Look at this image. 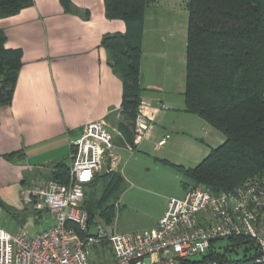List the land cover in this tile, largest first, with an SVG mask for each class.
Returning a JSON list of instances; mask_svg holds the SVG:
<instances>
[{
    "label": "trees",
    "instance_id": "obj_1",
    "mask_svg": "<svg viewBox=\"0 0 264 264\" xmlns=\"http://www.w3.org/2000/svg\"><path fill=\"white\" fill-rule=\"evenodd\" d=\"M67 13L76 12L71 0H60ZM156 0H105L106 16L126 22L124 33H107L101 46L108 53L114 72L123 81L121 105L124 121L120 129L129 145H135L134 125L145 89L141 83L143 39L148 8ZM34 0H0V19L33 6ZM189 12L185 110L198 115L221 131L226 139L196 166L169 160L191 186L204 184L214 193L230 191L264 171V0H188ZM7 35L0 27V107L10 106L18 82L22 51L6 47ZM24 151L6 154L10 161L23 158ZM70 163L59 161L49 180L69 182ZM105 180L98 196L97 187ZM125 185L119 172L97 175L86 191L83 207L90 225L116 218V202ZM0 206L21 225L43 211L34 204L18 210L0 198ZM49 212L48 210H46ZM39 219V218H38ZM100 220V221H99ZM221 241H228L226 246ZM217 242L205 255L181 259L179 264H264L260 252L246 237ZM107 244L103 243V249ZM95 263L105 258L95 249ZM104 251V250H103ZM242 251V254H241ZM235 253L237 256H232Z\"/></svg>",
    "mask_w": 264,
    "mask_h": 264
},
{
    "label": "crops",
    "instance_id": "obj_2",
    "mask_svg": "<svg viewBox=\"0 0 264 264\" xmlns=\"http://www.w3.org/2000/svg\"><path fill=\"white\" fill-rule=\"evenodd\" d=\"M71 1L76 8L74 13H67L60 0H34L33 6L0 19V27L7 35L6 47L22 51L23 65L13 102L10 106L0 107V198L20 211L31 206L24 201L28 188L40 179L49 180L57 162L70 163L72 143L80 137L87 122L107 124L120 159L116 168L110 170L109 161L98 175L118 172L123 151L139 149L147 143L155 144L156 150L164 149L172 138L169 130L182 127L180 117L169 120L161 116L163 109H160L149 135L140 143L134 140L135 145H129L120 129L125 117L121 109L123 81L114 72L108 53L101 46L105 34L126 32V22L106 16L105 0ZM148 33L145 24L141 83L145 90L162 92L164 87L147 82L144 72ZM142 100L153 106L165 104L163 98L145 93ZM181 110L188 113L185 106ZM225 139L220 137V144ZM163 140L165 142L159 145ZM195 147V157L199 154L205 157L214 148L211 145L210 150L203 153L201 146ZM16 151H24L25 156L15 161L5 157ZM166 209L167 204L154 226L144 230L156 227ZM39 211H43L40 217L33 214L28 220L40 222L47 211ZM8 215L0 206V228H4ZM113 228L116 230V226Z\"/></svg>",
    "mask_w": 264,
    "mask_h": 264
},
{
    "label": "built area",
    "instance_id": "obj_3",
    "mask_svg": "<svg viewBox=\"0 0 264 264\" xmlns=\"http://www.w3.org/2000/svg\"><path fill=\"white\" fill-rule=\"evenodd\" d=\"M160 109L167 106L142 100L135 120L136 143L152 131ZM119 160L107 124L87 122L72 143L69 182L40 179L24 194L25 203L48 210L55 223L37 235L23 228L15 233L0 228V264H103L94 261L96 246L105 264H179L231 237L252 240L260 252L257 261L264 263V171L230 191L191 186L183 197L169 199L156 227L122 233L103 222L90 225L83 207L86 187L109 161L111 170Z\"/></svg>",
    "mask_w": 264,
    "mask_h": 264
},
{
    "label": "rangeland",
    "instance_id": "obj_4",
    "mask_svg": "<svg viewBox=\"0 0 264 264\" xmlns=\"http://www.w3.org/2000/svg\"><path fill=\"white\" fill-rule=\"evenodd\" d=\"M187 2L188 0H156L147 11L148 54L145 56L144 72L147 82L157 83L164 88L162 92L146 90L145 95L163 98L167 109H163L161 116H166L169 120L180 117L178 121L182 127L169 130L172 138L169 145L160 151L154 149L155 144L147 143L142 148L122 152L123 158L118 172L127 177L128 181L125 180L118 199L114 198L111 201L117 205L116 218L113 222L117 231H144L145 228L154 226L166 204L168 206L169 199L185 195L187 188L184 182L188 179L177 167L165 163L164 160L188 167L195 166L209 154L205 157L204 154L195 157V146H201L205 153L210 150L211 145L219 146L220 137H225L202 117L181 110L185 106L187 73L189 26ZM184 121L188 122V125ZM104 182L105 180H102L97 187L98 196L103 191ZM89 190L90 187L87 186L86 191ZM54 223L52 215L44 212L40 222L30 219L23 225L8 215L3 226L10 232L24 228L30 234L37 235ZM219 243L226 246L228 241ZM231 255L237 256L235 253Z\"/></svg>",
    "mask_w": 264,
    "mask_h": 264
}]
</instances>
